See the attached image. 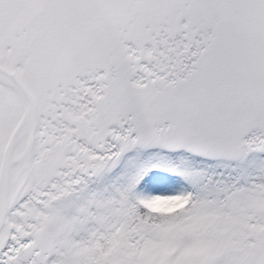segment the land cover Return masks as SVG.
<instances>
[{"label": "snow or ice", "instance_id": "1", "mask_svg": "<svg viewBox=\"0 0 264 264\" xmlns=\"http://www.w3.org/2000/svg\"><path fill=\"white\" fill-rule=\"evenodd\" d=\"M0 264H264V0H0Z\"/></svg>", "mask_w": 264, "mask_h": 264}]
</instances>
